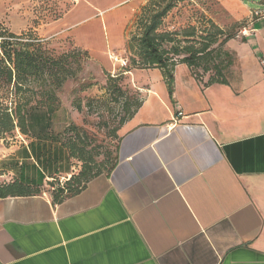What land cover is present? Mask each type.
<instances>
[{"label":"crops","instance_id":"1","mask_svg":"<svg viewBox=\"0 0 264 264\" xmlns=\"http://www.w3.org/2000/svg\"><path fill=\"white\" fill-rule=\"evenodd\" d=\"M15 7L0 0L10 29ZM70 10L51 24L80 41L72 29L83 19L66 21ZM259 20L237 45L254 57L264 54ZM173 75L171 97L160 72L138 82L115 167L60 202L42 188L78 172L65 150L44 153L17 129L0 139V182L38 189L0 196V264H264V73L204 85L178 64Z\"/></svg>","mask_w":264,"mask_h":264},{"label":"rangeland","instance_id":"2","mask_svg":"<svg viewBox=\"0 0 264 264\" xmlns=\"http://www.w3.org/2000/svg\"><path fill=\"white\" fill-rule=\"evenodd\" d=\"M78 1L16 0V7L10 15L12 29L0 23V30L20 33L32 29L43 38L55 56L72 49L84 53L81 70L57 93L50 129L60 136L57 140L68 137L78 140L86 152L91 173L105 172L116 155L119 125L126 116L124 98L128 99L127 102L141 100L143 90L137 88L138 82L153 74L158 76L159 70L133 67L130 63L132 55L125 47L134 15L146 0H100L92 6L83 3L77 6ZM261 7H264V0H195L191 3L185 0L168 14L164 27L174 30L192 24L200 29L204 25L200 17L203 13L218 26L231 28L236 34L225 48L233 53L234 60L225 77L228 81L238 80L242 72L245 77L253 70L264 73V54L254 57L237 47L242 36L252 33V24L257 20L251 13L252 9ZM69 10L66 21L83 19L81 27L73 26L75 28L72 29H79L82 33L80 41L73 37L69 24L59 25L60 29L58 25L51 24ZM259 21L258 24H264V20ZM235 47L239 49V55ZM108 74L117 76L109 87L106 85ZM201 77L205 81L207 74H201ZM118 86L123 93L117 91ZM14 135L16 133L11 137L5 135L6 142L14 141ZM70 162L80 166L75 159H70ZM52 180H46L42 189L50 191V182H60Z\"/></svg>","mask_w":264,"mask_h":264},{"label":"trees","instance_id":"3","mask_svg":"<svg viewBox=\"0 0 264 264\" xmlns=\"http://www.w3.org/2000/svg\"><path fill=\"white\" fill-rule=\"evenodd\" d=\"M183 1L146 0L134 15L125 43L127 51L132 55V66L159 70L170 97L176 65L185 64L200 82L203 81L201 74H207L203 84L209 85L215 82L226 83L225 72L234 60L233 53L225 48V44L236 33L231 28L218 26L203 13L200 17L204 25L200 29L192 24L174 30L164 27L168 14ZM186 1L191 3L195 0ZM83 55L80 50L72 49L55 56L43 38L32 29L18 34L0 30V139L5 143V135L11 137L17 129L21 134L40 140L44 153L56 149L59 159L63 149L68 159L80 163L78 172L71 174L62 184L50 182L49 194L55 203L78 193L95 175L109 174L118 160L117 147L116 155L106 166L105 172L91 173L86 152L83 146H79L78 140L73 137L57 140L60 136L50 129V117L54 112L53 104L58 99L57 93L68 79L74 78L81 70ZM116 78L108 74L106 85L109 87ZM116 89L122 92L120 86ZM124 99L126 116L119 126L142 103V99L134 102ZM37 191L16 180L0 182L1 197L30 195Z\"/></svg>","mask_w":264,"mask_h":264},{"label":"built area","instance_id":"4","mask_svg":"<svg viewBox=\"0 0 264 264\" xmlns=\"http://www.w3.org/2000/svg\"><path fill=\"white\" fill-rule=\"evenodd\" d=\"M251 13L256 19H264V7L252 9ZM178 114H180V112H178ZM59 183L62 184V180H60Z\"/></svg>","mask_w":264,"mask_h":264}]
</instances>
